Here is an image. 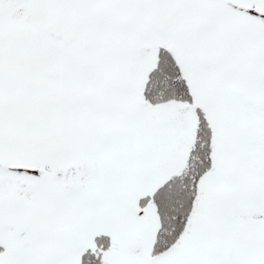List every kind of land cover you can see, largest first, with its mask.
<instances>
[{"label": "snow or ice", "instance_id": "6c2138e0", "mask_svg": "<svg viewBox=\"0 0 264 264\" xmlns=\"http://www.w3.org/2000/svg\"><path fill=\"white\" fill-rule=\"evenodd\" d=\"M0 264H264V0H0Z\"/></svg>", "mask_w": 264, "mask_h": 264}]
</instances>
